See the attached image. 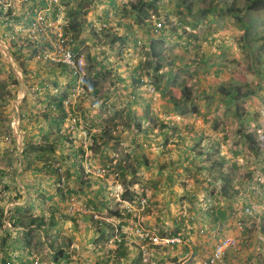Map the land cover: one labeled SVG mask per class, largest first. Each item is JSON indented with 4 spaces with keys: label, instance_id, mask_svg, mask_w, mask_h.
I'll use <instances>...</instances> for the list:
<instances>
[{
    "label": "rangeland",
    "instance_id": "obj_1",
    "mask_svg": "<svg viewBox=\"0 0 264 264\" xmlns=\"http://www.w3.org/2000/svg\"><path fill=\"white\" fill-rule=\"evenodd\" d=\"M120 1L127 3L128 0ZM63 2L68 10L69 6L77 3V0H63ZM213 2L214 0H159L158 8L150 11L149 25H132L126 18L119 32H110L107 28L105 32L100 30V36H96L94 31L105 26L101 21L96 23L98 19L94 8L102 7L100 10L106 11L108 6L96 3L89 10L86 22L83 21L81 24L80 44L87 56L88 70L91 69L90 65H100L99 54L110 58H104L101 64L107 74L101 86L102 91L109 87L114 88V106L111 112L100 106L90 110L92 101L88 98L87 108L82 104L79 110L88 112L86 116L82 111V122L93 123L100 129L107 130L105 138L112 143L113 152L119 153L117 160L129 164V172L119 179L122 191L130 187L139 193H145L147 200L144 206L128 205L131 213L130 216L123 217L126 225L141 222L160 235L168 237L174 236L175 231L188 230L189 238L184 242L194 241L201 247L197 254L200 258L197 262L200 264L213 253L224 238L233 237L237 245L227 250L226 261L232 264H264V155L262 152L257 153V147L251 148L249 141L243 135L259 130L264 125V48L261 49V40L257 39L264 33V12H255L257 27H252L247 22V18L244 19L245 16L241 15V18H237L222 6L214 8ZM189 3L193 6L190 7ZM244 3L245 0H238L236 5L244 7ZM204 5H211L213 8L211 11L202 10L205 9L202 7ZM88 22H92L93 25L89 26ZM159 22L163 23L162 27L157 26ZM110 23L111 26L116 24L115 20ZM113 35L118 39L111 47L110 41ZM96 48L98 54L94 53ZM159 62L162 67L156 70V64ZM138 63H145L144 68L139 72L145 80L136 86L132 79ZM23 64L24 66H21L16 61L13 67L5 59L3 72H0V166L4 165L2 161L5 159L9 162L13 160L14 162L11 163L16 164L15 158L12 157L17 156L7 150L5 138L18 113L22 112L25 115L20 124L21 129H25V132L34 130V125L29 121V103L30 99L37 95L27 94L19 103L21 96H24L20 82L22 75L38 67L35 61L23 62ZM116 77L120 78L121 82L115 80ZM119 83L120 87H118ZM124 83L132 87V90H121ZM155 83H158L160 88L155 89ZM181 84L189 86L192 91V100L181 107L184 109L185 106L189 109L193 102L199 109V114L191 118V113L185 117L184 123L187 127L182 133L187 131L190 133L186 142L180 140L183 134L168 129L166 133L170 135L169 139H172L173 143L169 144V152L163 153L162 143L165 138L159 134L164 131L163 125L169 126L170 121L178 122L185 116L180 115L178 111L174 112V103L168 100L172 96L178 97V100L184 99ZM236 85H240L243 94L248 93L242 94L237 102L221 92V86L233 89ZM134 91L141 96L139 102L133 101ZM147 103H150V106ZM4 117L10 119L7 122L8 126H4L2 122L1 118ZM148 126L153 127L148 130ZM53 135L56 136V131ZM193 138L200 140L199 146L194 145L196 142ZM61 145L62 153L53 151L49 161H53L55 165L60 163L67 166L69 159L64 155H68L69 147L63 141ZM183 147L185 148L182 149ZM201 147L219 148V157L226 161L225 165L208 169L203 176L196 174L195 165H210L218 157V154H211L213 152L207 150L204 161H200L196 155L191 160H185L192 150L198 152ZM1 148H6L7 155L1 151ZM98 149L100 144L97 145ZM64 152L66 154H63ZM71 153L76 163L81 165L82 157L76 146ZM138 155L141 156L142 162L134 172L133 166H137L135 158ZM147 156L150 157L149 160ZM31 158L33 165L42 162L34 156ZM97 162H101L100 159H97ZM221 170L235 177L227 183L229 189L227 196L232 197L229 200L223 197L225 194L219 192L224 185L218 180ZM168 174L178 179L183 189L175 184L171 188L172 183L167 177ZM2 175L0 173V195L3 196ZM65 176L67 178L66 173ZM89 176L95 177L91 174ZM188 192L193 193L195 198L189 196ZM41 194L44 195L43 192ZM74 196L76 200L79 198V201L82 200L80 196ZM228 203L231 208L227 207ZM95 205H86L84 201L82 209L91 213L89 209L92 206L95 208ZM209 205L210 211L226 205V218L221 219V216H218L216 228L212 227L211 218L206 216ZM247 208H250V211H247ZM95 210L99 213L96 208ZM150 219L153 223L149 222ZM145 220L147 225L144 223ZM30 225L31 222L26 229H18L21 233L17 234L22 236L21 239L36 246V249L42 250L45 246V241L42 240L43 234ZM75 226L73 225L72 230L66 231L67 236L62 238L64 242L62 245L67 248L63 251L69 256V258L63 257L62 264H100L95 254L77 250L78 246L74 245V241L78 237L83 239L84 235L80 233L76 235ZM79 227L78 223L77 228ZM4 228L2 226L0 231ZM111 235L105 234L94 241L98 247L112 249L105 254L103 264H153L151 259L159 255L158 250L164 248L169 250L171 246L152 244L153 250L144 260L139 255L138 248L141 245L135 239L137 238L135 235L133 242L129 240V243L122 247L126 253L121 255L117 253V245L107 242V238ZM89 244H93V241ZM8 251L10 248L3 246L0 239V258L5 257ZM134 255L136 258H133ZM38 256L40 264H52L54 261L53 254L42 252ZM172 258L169 257L164 262L169 264ZM188 258L185 264H197L196 260L193 262L190 257Z\"/></svg>",
    "mask_w": 264,
    "mask_h": 264
},
{
    "label": "crops",
    "instance_id": "obj_2",
    "mask_svg": "<svg viewBox=\"0 0 264 264\" xmlns=\"http://www.w3.org/2000/svg\"><path fill=\"white\" fill-rule=\"evenodd\" d=\"M13 3H14L13 12L16 16V19L14 20L17 21L18 19L19 22L24 24L25 19L27 18V16H29V6L31 5L32 2L28 3V2H20V1L14 0ZM60 4L63 8V14L66 19L65 21L67 22V16H66L67 6L64 4L63 0H60ZM109 8L110 7L108 6L106 10H108ZM100 9H102V7H100ZM100 9L94 8L95 12L97 13V19H99L100 16L106 12V11H101ZM8 21L9 20H5V22L4 21L0 22V37L3 36L5 31H7L8 29H11L12 26L11 27L9 26L11 22H8ZM98 21L99 20H97L96 23H98ZM2 47H3L2 43L0 42V53L2 54V56H4V60L6 59L14 67L13 65L14 63L12 64V62L9 61V59L7 58L10 55L9 52L5 49H4V52L1 51ZM80 50L84 52L83 47L81 45H80L79 51ZM96 50L97 48L94 50V53L98 54V51ZM10 53L12 54V51ZM98 57H99L98 59L101 60L100 65L102 64L104 58L107 59L103 54H99ZM32 61H35V60H32ZM35 63L37 64V67H38L36 68L37 71L32 70V72H34L35 75H31L29 72L28 74L22 75L21 77L23 84L22 82L20 83L22 85V93L24 95L26 94L32 95L35 93H37V95L38 94L44 95L47 92L49 94L50 93L52 94L53 87H57V88L59 87L60 91L64 89V87L59 84V81L61 79L64 80L67 77V75L63 71H61L59 67H50L48 66V64L44 63L43 61L42 62L36 61ZM16 68L19 70L18 67H15V69ZM140 76H141V82L144 81L145 79L141 75V73H140ZM119 82H121V80H119ZM132 82L135 83L134 78L132 79ZM141 82H137L136 86H138L139 84H142ZM124 84L121 90L123 91L132 90V87H128V84H125V85ZM119 85L121 84L119 83ZM37 99L38 101L43 100L44 97H41L39 95V98L35 97V98L30 99V103H29V107H30L29 121L34 125L33 127L34 130H31V131L29 130V132H25V129H22V133H25V134H23L21 137L18 138L17 148L19 149V151L20 149L24 148L23 144L25 142L26 137L32 140L33 142H40L43 139L47 138V140H49L50 143H52L51 141H54L56 144V147L60 145L59 146L60 148L57 147L56 150L62 153L61 144L63 141L66 144V146L69 147L68 155H64L66 158L69 159V161L67 162V166H64L62 164V166L64 167L63 174L65 175L66 173L67 175L66 179L68 182L69 192L72 195L74 194V195L80 196L82 200L79 201L80 198L79 199L77 198L78 199L77 202L80 205V209L79 211L77 209L73 211L74 213H72V211L69 210V206H70L69 200L67 198L66 200H64L60 195L61 190L59 189V186H58L59 181H57L59 175L57 174V175L51 176L47 174L46 171L42 168L44 164L43 162H38V163L35 162L36 164L33 165L27 159H23V156L19 153L15 154L17 157H12L13 159L15 158L14 160H16V164L11 163V162H14L13 160H10L9 162L8 159H5V161H2V164L4 162V165L0 166L2 168L0 169L1 170L0 173L1 175L3 174L1 176L2 181H3V186L5 187V185H8V188L5 189L3 193L4 199H6L3 201V203H5L4 205L5 215L9 214V216L11 217L15 216V219L18 217H22L23 222H24L22 225H19L16 228L11 229V232L16 233V234L21 233V231H18V229H26V226L28 227V223L31 222L30 226L36 227L39 231H41V233L43 234L42 240L45 241V246L42 248V250L41 248L36 249L35 248L36 246H33L28 242L27 244L28 247L25 245L21 247L17 246L15 248L17 249L15 250V252L22 256L24 255L23 252L27 250L28 251L32 250L33 252H35L37 264H40L38 254H41L42 252H46V254H54L59 249H65V250L67 249L65 245H62V243H64L62 238H64L63 236H67L66 231L72 230L73 225H76L74 227V230H75L74 233H76V235H78L79 233L84 235L83 239H81V237H78V239L74 241V245L78 246L77 250L85 251V252L87 251V253L95 254L97 260H99V263L103 264L102 260L105 254H107L110 250L112 251V249L109 247H100V246L98 247L96 244H94V241L98 239L100 236H105V234H108V233L111 234L112 230L116 229V227H118L119 225L125 226L126 220H124L123 217L115 216L114 214H111L108 211V209H112L114 207L111 205L113 202V198L108 196V193H107L108 186L106 185V183L100 178H95V177L93 178V177H90L88 174H85L83 165L82 164L78 165L73 162L75 159L72 158L73 153L71 152L75 146L77 147L78 140L76 136H71L72 138L69 139L67 142L66 140H63V138H61L59 134H56L57 137L54 136L53 135L54 131H57L56 123L49 122L50 121L49 119L46 120L42 116H37L39 115V111L36 112L37 109L35 110V103L37 102ZM87 100L88 98H86L85 102L83 103L85 108H87L86 106ZM113 101H114V96H113ZM20 102L21 101H19V103ZM41 103L43 105L45 101H42ZM18 109H19V105H18ZM84 112L86 113L85 110ZM19 114L20 113H18V115ZM104 141H105L104 143H102V141H99L101 143L100 149L97 150V145H96V148L94 147V145L92 147V152H93L92 159L96 162H97V159H100V161H104L109 156L110 158L112 157L116 158L117 156H119V153L113 152L111 148L112 143L110 142V140L105 138ZM77 148L80 152V155L82 154L81 157H83L84 149L82 147L80 148L77 147ZM1 151L7 155L6 148L5 149L1 148ZM35 154L36 153H33L32 157L33 156L36 157ZM63 154H66V153L64 152ZM9 156L11 157V155ZM149 158L150 157L147 156L148 160ZM149 162H151V165H152V161L150 160ZM156 169H158V167H156ZM179 183L180 182L177 180L175 185L178 186ZM40 191L43 192L44 195H42ZM44 192H46V194ZM15 196L16 197L19 196V198L17 200L12 199ZM84 201L86 205L96 204L95 206H98L97 210L102 215L101 216L102 219L104 221L112 223L113 226H110L112 227V230L107 229V228L103 229L102 232H99L98 230H96L97 227H96L95 221L93 220L92 214L82 209ZM224 208L226 209V205L224 206ZM103 215H108V216H103ZM226 215L224 216V218H226ZM214 218L215 217H213V219ZM222 218L223 216H221V219ZM109 219L112 221H109ZM152 219L149 220L150 223H153ZM217 221H219V219H217ZM6 223L8 224L10 222L6 220ZM78 223L80 224L79 228H77ZM144 223L147 225L146 220L144 221ZM23 225H26V226H23ZM78 229L79 231H77ZM58 235H61V236H58ZM46 239H47V242H46ZM9 241L10 240H8L7 242ZM92 241H93V244L90 245L89 243ZM193 242H190V241H188V243L186 242V244L188 245V251L184 255H182V252L184 251L185 247L183 246L173 247L171 245L169 247V250L165 248L162 250H158L159 255L153 257L151 261H153V264H157L158 261H160V259L164 258L163 260H167V258L169 257L171 258L175 256V254L179 253L178 254L179 260L177 261L178 264H185L186 261L189 260L188 257H190L192 261L196 260L195 262L197 264H200L199 262H197V260L200 259L198 258L197 254H198V251L201 249V247L198 246L196 242L194 243ZM8 244H14V243L10 242ZM121 247L122 246L117 248L118 252L121 249ZM138 250H139V255L143 254L141 247H139ZM152 250H153V246L147 247V253L145 254V256L147 257V254L148 253L150 254V251ZM153 252H156V251H153ZM130 254H128V256ZM133 258H136V256L134 255ZM23 259L25 258L23 257ZM52 264H57V263L52 262Z\"/></svg>",
    "mask_w": 264,
    "mask_h": 264
},
{
    "label": "trees",
    "instance_id": "obj_3",
    "mask_svg": "<svg viewBox=\"0 0 264 264\" xmlns=\"http://www.w3.org/2000/svg\"><path fill=\"white\" fill-rule=\"evenodd\" d=\"M158 1L159 0H128L127 3H124V2L122 3L120 0H77V3L75 5L69 6V8L67 10V13H66L67 22L65 21V24H64L65 33L67 35L71 36V44H72L73 48L75 50H79L80 45H81L80 44V37H81L80 33L82 34V29H81L82 25L81 24L83 21L86 22L85 20L87 19V14H88L89 10L91 8H93V6L96 3L102 4V5H107L110 7L98 19L99 21L102 22L103 26H105V27H101V29H96V31H94V34L96 36H100L101 31L105 32V30H107V28L109 29L110 32L111 31H114L116 33L119 32V28L124 26L123 20L126 18L129 19V23H132V25H135V24L138 26L149 25L150 21H151V20H149V17L151 16L150 11L158 8V5H157ZM25 2H28V3L32 2V3L29 6V16H27V18L25 19V23L24 24L22 23L23 26L29 25V23L33 20L32 17L34 16V13L37 10L43 9L50 4H53L55 6V1H53V0H30V1L28 0ZM237 3H238V0H214L212 6L214 8L215 7L219 8L220 6H222L223 8H225L224 10L227 9L230 14H232L233 16H235L237 18H241V15H243V16H245L244 19L247 18V22L249 23L250 26H252V27L256 26L257 20L254 19L255 12H259V11L264 12V0H245L244 7L237 6L236 5ZM0 6H1V4H0ZM189 6L190 7L193 6L192 3H189ZM212 6L211 5H204L202 7H204L205 9H202V10L211 11L213 8ZM110 13H111V15H110ZM56 15H57V12H56ZM14 19H16V16L13 12V5L8 7L7 9H5L4 6L0 7V22H3V21L5 22V20H9L8 22H13V21H15ZM112 20H115V22H116V24H114L115 27L111 26L110 21H112ZM17 21H19V20L17 19ZM109 23H110V25H109ZM88 24H89V26L93 25L92 22H88ZM249 25H248V28L251 29ZM157 26H158V24H157ZM162 26H163V23H162ZM158 27H160V26H158ZM115 28H118V29H115ZM117 39L118 38L115 35H113V37L110 41L111 47L114 46ZM257 39L261 40V49L264 48V33L260 34L257 37ZM32 45H33L32 43L27 44V47H25L24 45H21V46L17 45L16 48L14 49L13 54L15 56V60L17 61V63H19V65L24 66L23 62H26V60H28L27 58H29V57H27V54L30 51L38 52L39 49L33 50ZM105 51L107 54V49ZM1 56H2V54L0 53V62H1ZM107 58H109V57H107ZM2 63H4V60L2 61ZM144 66H145V63H138L136 65L135 73H134L135 83L141 82V76H140L139 71H140V69H143ZM161 67H162V65L159 62L156 64L155 69L159 70ZM90 68L91 69L88 70L89 74L86 78V84H85L86 89L88 91L87 98H91V96L94 98H98V97H100L99 95L102 91L101 83L103 82V80L107 76V74H106V71H104V68L101 67V65H96V66L90 65ZM107 73H108V71H107ZM119 79L120 78H118V77L115 78V80H119ZM16 83H18V81ZM154 86L156 89V87H159V84L155 83ZM181 86H182L181 92L183 95L182 98H184V99L178 100L179 99L178 97L172 96L168 100H170L174 103V107H173L174 112L178 111V113L180 115H182V116L185 115V116L183 118L179 119L180 121H178V122L173 121V120L170 121V125H169L170 127L166 124L163 125L164 131H162V133L161 132L159 133L160 135H162L163 138H165L164 143H162L163 150H164L163 153L169 152V150H170L169 144L173 143V140L169 139L170 135L166 133L168 131V129H172L174 132H178L180 134H183L182 137L180 138V140H181V142H186L189 140L188 138L190 136V133L188 131L182 133L185 130V128L187 127V125L184 123L185 119H186L185 117L187 114H191V113H192L191 118H192V116L194 117V116H197V114H199V109L196 107L195 104H193V102H192L191 107L189 109H187V107H185V106H184V109L181 107V105H183V104L186 105L189 101L192 100V91H191L190 87L187 85H184V84H181ZM118 87H119V84H118ZM165 87L166 86H164V88ZM164 88H162V89H164ZM221 92L223 94H225L226 96L231 97V99L235 100L236 102L243 95L248 94V93H244V94L242 93L240 85H236L233 89H227L225 86H221ZM39 95L41 97H44V99L39 100V101L37 99V102L35 103V107L37 109L36 112L39 111L38 105H42V103H41L42 101L54 102L55 106H56V110H55V114H52L50 111H44V112L39 111V115H37V116H42L46 120L49 119L50 120L49 122L56 123L57 130H59L61 128V123L63 121H65V119L67 118V112L65 111V108L63 106V103H64L63 100L66 96V91L63 92V95H57V96H52L47 92L44 95L38 94L37 98H39ZM163 95H165L164 92H163ZM113 96H114V92L111 95H108L107 97L113 98ZM140 99H141V96L138 95L137 91H134L133 101L139 102ZM181 102H184V103H181ZM147 104L150 106V103H147ZM87 114H88V112L86 113V116H88ZM151 118H148V119L152 120ZM1 119H2L3 124H5L4 126H6L7 122L10 121V119H8L7 117H4V119L1 118ZM152 127L153 126H148L147 129L151 130ZM6 129H8V128L6 127ZM56 134H59V132H57ZM104 134H106V131H104ZM243 135L249 141L251 148L257 147V149H256L257 153L262 152L260 147H259V144H258V130L254 131V132H249V133L247 132V133H244ZM60 137L63 138V140H66L63 136H60ZM66 137H67V140H66V142H67L68 136H66ZM193 139L196 142V143H194V145L199 146L200 140H198V138H193ZM45 140H46L45 143L33 142L32 140H30L26 137L25 142H24V150H23V153L21 155L23 156V159H27L30 163H32L33 162L32 158H31L32 154L36 153L37 155L35 154V156H36L35 158L40 159V161H42V162H45L43 164L42 168L46 171L47 174H49L51 176L57 175V174L59 175L60 174V172L58 171L59 167H57L54 163H52L53 161H51V160L49 161L50 154L53 153V151H55L57 148L56 144L54 141H51L52 143H50L49 140H47V138ZM98 140H96V142L94 144L95 148H96V145H99ZM101 141H102V143L105 142L104 139H101ZM256 144H257V146H256ZM100 145H101V143H100ZM184 148L185 147H183L182 149H184ZM207 150H209L210 152H213L211 154H218V157H216L210 165H203V164L195 165L194 170H195L196 174H198L200 176H203L204 172L208 169H215L217 167H223L225 165V162H226L224 159H221L219 157V152H218L219 148L206 149L205 147H201V149L198 152H196L195 150H192L190 155H187L185 157V160L186 161L191 160V158L196 155V156H198L200 161H204L205 157H206L205 151H207ZM214 152H216V153H214ZM262 154L264 155L263 152H262ZM73 162L75 164H77L76 160H74ZM135 162H136L137 166L136 165L133 166L134 172H136L138 170L139 166H141L142 158L140 156H136ZM117 165H118V169L121 172L120 173L121 177L126 176V174L129 172L128 171V169L130 168L129 164L126 165L125 162H123V160H118ZM167 177H168L169 181L172 183V184H170V187L173 188L174 184L177 182L178 179H175L172 174H168ZM234 178L235 177L231 173L227 175L224 173V171L221 170V173H220L218 180L221 181L224 185L219 192H222L223 194H225V195H223V197L228 198L227 200H229V198L230 199L232 198V197L227 196L228 190H229L227 187V183L229 181L234 180ZM1 181H2V178H1ZM181 185L182 184L179 183L178 186H180L183 189V185L182 186ZM7 188H8V185H5L2 193H4L5 189H7ZM112 190H113L112 188H109L107 191L109 197L113 196ZM68 191H69V189H68ZM211 193L214 194L213 191H211ZM67 194H68L67 191L61 190V192H60V195L64 200L66 199ZM187 194L189 196H191L192 198H195L193 193L188 192ZM18 198H19V196L18 197L15 196L12 199L17 200ZM122 198L131 204H137L141 207L142 206L141 200H142V198L146 199V196H145V193H139V191L131 189L130 187H128L125 191H122ZM4 200H6V199H4V195L3 196L0 195V228L2 226L5 227L4 229H2L3 231H0V232H3V233H0V239L2 241V245L10 248V251L5 253V257L0 258V262L2 264H8V262H10V264H14V262H16V263L19 262L17 264H34L36 261V255H35V252H33L32 250H29V251L27 250V251L23 252L24 255H22V256L25 259H23V257L20 254H17L15 252V250H17V249H15L17 246H19V247H21V245L27 246L28 241L25 239H21L22 236L19 234L14 235L11 232V229H14L19 225H22L24 222H23L22 217H18L15 219V216L11 217V216H9V214L5 215V207L3 205ZM227 207L231 208V205L229 204ZM95 208L98 209V206H95ZM210 209H211V206L209 205V208L206 211V216L211 218L210 223L212 224V222H213L214 225L212 224V226L214 228H216L217 222H218L217 219H219L218 216L224 217L226 215L227 211L224 207H219V209L212 210V211H210ZM109 211L111 214H114L115 216H118V217H125V216L128 217V216H130V213H131L128 206H123V207L117 206V207L110 209ZM214 214H216V215H215V218L213 219L212 216H214ZM6 220L9 221L11 225H8L6 223ZM93 220L95 221V224L97 227L96 230H98L99 232H102L103 229H106V228L112 230V227H110V226H113L111 222L104 221L103 219H93ZM177 222H179V221H177ZM121 228H122L121 225L116 227V229H121ZM116 229H113L114 231L112 230L113 231L112 236H115ZM187 232H188V230H185L182 232L179 230L175 231L173 233V235L174 236H182L183 240L180 243L177 242L174 244H169V245H172L173 247H180V246L185 247L184 251L182 252V255H184L188 251V245L184 242L186 239L189 238V235H187ZM8 240L13 241L11 243H14V244H8V243H10V242H7ZM119 245L122 247L126 246L125 240L123 239V241L120 242ZM122 247L119 250V252L117 251V253L119 255H121L122 253L123 254L126 253L125 250L122 249ZM63 250L64 249H59L56 253L53 254V259H54L53 262H56L57 264H62L63 263L62 262L63 257L66 256L67 258H69V256H67L66 252H64ZM178 254H175V256H173V258H172V261H170V262H173V261H174V263L177 262L179 260ZM16 258H18V259H16ZM127 258H128V256H127ZM163 259L164 258L160 259V261H158L157 264H168V263H165ZM226 263L232 264V262H229V261H226Z\"/></svg>",
    "mask_w": 264,
    "mask_h": 264
},
{
    "label": "built area",
    "instance_id": "obj_4",
    "mask_svg": "<svg viewBox=\"0 0 264 264\" xmlns=\"http://www.w3.org/2000/svg\"><path fill=\"white\" fill-rule=\"evenodd\" d=\"M20 2H25L28 0H17ZM30 1V0H29ZM55 1V6L53 4L47 7L37 10L32 17L33 20L28 26H23L19 21H13L9 26L11 29L5 31L2 37H0V42L2 43V50L4 49L9 52V61L15 65L16 60L13 54L16 46L32 43L33 50L39 49L38 52L30 51L27 54L28 60L26 62H31L32 60L43 61L50 67H59L67 77L59 81V84L64 87L62 91L60 88L53 87L52 96L63 95L66 91V96L64 98L63 106L67 112V118L61 123V128L57 130L60 136H63L66 140L71 139V136H76L77 147H82L84 149L83 153V167L86 173L91 174L97 178L103 179L110 188H112V194L120 202H126V206H132L131 203L125 201L122 198V186L119 182L120 170L118 169V160L115 157L105 159L101 162H96L92 159L93 152L92 147L96 140H105V128H99L91 123L82 122L84 110H79V106L85 102L87 98L88 91L86 89V78L88 76V62L87 56L81 50H75L71 44V36L65 33L64 24L65 17L63 14V8L59 0ZM14 0H0L1 6L5 9L13 5ZM0 6V7H1ZM57 12V15H56ZM158 26H162V23H158ZM71 34V33H70ZM12 51V54L10 53ZM4 56H1L0 62V72H3ZM65 71H64V70ZM32 70L37 71L35 68L31 69L30 74L35 75ZM114 92L111 87L106 88L101 91L100 97L94 98L91 96L92 103L90 104V110L96 109L98 106L102 109H109L110 112L113 109L114 103L112 97H107ZM37 95V93H35ZM37 98V96H36ZM23 99V96L20 100ZM99 102V105H98ZM81 103V104H80ZM80 104V105H79ZM40 112L50 111L55 114L56 106L54 102H46L38 106ZM41 109V110H40ZM264 112V111H263ZM85 113V112H84ZM86 114V113H85ZM21 116L17 115L12 121L9 134H7L5 140L9 152H14L15 154H21L22 149L18 151L15 145V138L18 139L20 133H22L20 124ZM101 138V139H100ZM45 143L46 140L42 141ZM100 144V142H98ZM258 144L261 151L264 153V125L258 130ZM60 170H62L60 168ZM64 179L61 181L63 185ZM69 200V210L72 212L80 209V205L75 199V197H67ZM142 206L145 205L146 199L142 198ZM128 206V207H129ZM141 206V207H142ZM129 207V210H131ZM250 211V208H247ZM97 217V215H96ZM139 220V219H137ZM10 225V223H8ZM133 225L122 226L121 229L116 230L115 236L110 239V243L118 245L124 240H131L132 237H137L139 240L144 259L146 260V251L149 245H163V244H174L182 242L181 236H162L156 232L153 228L147 227L141 222H133ZM135 235V236H134ZM237 245L233 237L224 238L221 243L214 249L213 253L207 257L201 264H227L225 259V254L229 248L235 247ZM10 264V262H8ZM170 264H175L171 262Z\"/></svg>",
    "mask_w": 264,
    "mask_h": 264
},
{
    "label": "clouds",
    "instance_id": "obj_5",
    "mask_svg": "<svg viewBox=\"0 0 264 264\" xmlns=\"http://www.w3.org/2000/svg\"><path fill=\"white\" fill-rule=\"evenodd\" d=\"M159 23H162V22H159ZM25 75V74H24ZM27 95V94H26ZM26 95H24L23 96V99L26 97ZM22 99V100H23ZM22 100H20V101H22ZM20 116H21V119H23V116H24V114L22 113V114H19ZM21 122H22V120H21ZM22 130V129H21ZM105 131H107L106 129H105ZM23 135V133H21V135H19V137L20 136H22ZM106 135V134H105ZM18 137V138H19ZM106 137V136H105ZM17 142H18V139L17 138H15V145H16V149H17ZM7 146V145H6ZM23 146H24V144H23ZM7 150H8V147H7ZM23 150H24V148L22 149V152H21V154L23 153ZM82 150V149H81ZM18 151H19V149H18ZM81 156H82V154H81ZM82 161H83V157H82ZM82 165H83V162H82ZM57 167H59V172H60V174H59V177H58V180L57 181H59L58 182V186H59V189H61L62 191H67V195H66V198L67 197H76V196H74V195H70L71 193L68 191V187H67V179H66V177H65V175L63 174V170H64V167L60 164V163H57V165H56ZM60 168L62 169V170H60ZM84 168V167H83ZM84 172H85V170H84ZM85 174H88V173H86L85 172ZM89 175V174H88ZM62 179H64V183H63V185H61V181H62ZM101 179V178H100ZM103 180V179H102ZM104 181V180H103ZM105 182V181H104ZM106 183V182H105ZM106 185L108 186V189L110 188V185H108V183H106ZM67 187V188H66ZM112 198H113V202H112V204H114L113 206L114 207H117V206H119V207H123V206H125V204H126V202H120V201H118L117 199H116V197L115 196H112ZM66 200V199H65ZM89 211L92 213V217H93V219H102V217H101V214H99L96 210H95V208L92 206V208H90L89 209ZM96 215H97V217H96ZM126 224V223H125ZM11 225V224H10ZM126 226V225H125ZM117 230V229H116ZM113 232V231H112ZM112 232H111V234H112ZM115 234H116V231H115ZM113 236L111 235V236H109V238H107V242L108 243H110V239L112 238ZM135 237H132V241L131 242H133ZM135 239H137V238H135ZM138 240V239H137ZM127 243H129V241H127V240H125V244H127ZM138 243L140 244V242H139V240H138ZM111 244V243H110ZM141 245V244H140ZM118 247L120 246L119 244L117 245ZM149 246H151V245H149ZM148 246V247H149ZM117 247V248H118ZM141 249H142V247H141ZM142 253H143V251H142ZM141 256L143 257V259H144V255L143 254H141ZM147 258V257H146ZM145 260V259H144Z\"/></svg>",
    "mask_w": 264,
    "mask_h": 264
}]
</instances>
